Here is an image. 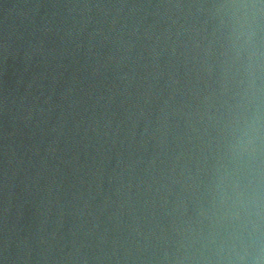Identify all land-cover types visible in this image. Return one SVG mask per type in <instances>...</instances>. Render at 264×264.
Wrapping results in <instances>:
<instances>
[{
	"label": "water",
	"instance_id": "1",
	"mask_svg": "<svg viewBox=\"0 0 264 264\" xmlns=\"http://www.w3.org/2000/svg\"><path fill=\"white\" fill-rule=\"evenodd\" d=\"M0 264H264V0H0Z\"/></svg>",
	"mask_w": 264,
	"mask_h": 264
}]
</instances>
